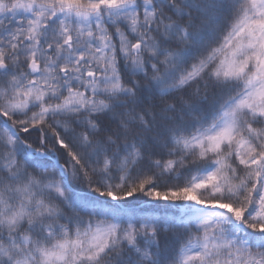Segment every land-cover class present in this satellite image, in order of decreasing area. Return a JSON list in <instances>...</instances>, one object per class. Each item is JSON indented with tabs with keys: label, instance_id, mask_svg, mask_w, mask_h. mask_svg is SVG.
Instances as JSON below:
<instances>
[{
	"label": "snow or ice",
	"instance_id": "snow-or-ice-1",
	"mask_svg": "<svg viewBox=\"0 0 264 264\" xmlns=\"http://www.w3.org/2000/svg\"><path fill=\"white\" fill-rule=\"evenodd\" d=\"M0 264H264V0H0Z\"/></svg>",
	"mask_w": 264,
	"mask_h": 264
}]
</instances>
